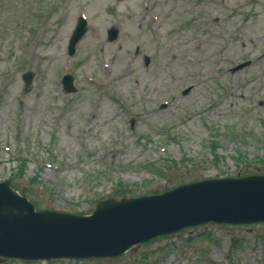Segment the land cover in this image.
Masks as SVG:
<instances>
[{"label":"rangeland","instance_id":"374dc122","mask_svg":"<svg viewBox=\"0 0 264 264\" xmlns=\"http://www.w3.org/2000/svg\"><path fill=\"white\" fill-rule=\"evenodd\" d=\"M79 14L87 31L68 55ZM262 173L264 0H0V182L37 210L85 216ZM0 264H264V222H207L115 257Z\"/></svg>","mask_w":264,"mask_h":264},{"label":"water","instance_id":"95a60500","mask_svg":"<svg viewBox=\"0 0 264 264\" xmlns=\"http://www.w3.org/2000/svg\"><path fill=\"white\" fill-rule=\"evenodd\" d=\"M25 78L29 81L30 75ZM69 81L64 79L66 88H71ZM207 221H264V175L206 179L161 194L107 200L88 216L35 211L27 199L0 183L2 257L115 256L136 243Z\"/></svg>","mask_w":264,"mask_h":264}]
</instances>
